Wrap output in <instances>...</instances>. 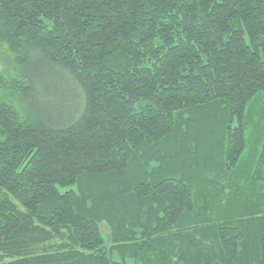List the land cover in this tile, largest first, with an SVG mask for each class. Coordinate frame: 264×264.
Returning <instances> with one entry per match:
<instances>
[{"label":"trees","instance_id":"obj_1","mask_svg":"<svg viewBox=\"0 0 264 264\" xmlns=\"http://www.w3.org/2000/svg\"><path fill=\"white\" fill-rule=\"evenodd\" d=\"M0 264H264V0H0Z\"/></svg>","mask_w":264,"mask_h":264},{"label":"rangeland","instance_id":"obj_2","mask_svg":"<svg viewBox=\"0 0 264 264\" xmlns=\"http://www.w3.org/2000/svg\"><path fill=\"white\" fill-rule=\"evenodd\" d=\"M0 72L7 76L17 74V70L12 65L11 55L5 50L0 52Z\"/></svg>","mask_w":264,"mask_h":264}]
</instances>
